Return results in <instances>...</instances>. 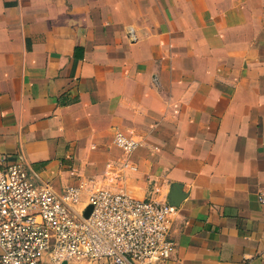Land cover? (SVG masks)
Wrapping results in <instances>:
<instances>
[{"label":"crops","instance_id":"obj_1","mask_svg":"<svg viewBox=\"0 0 264 264\" xmlns=\"http://www.w3.org/2000/svg\"><path fill=\"white\" fill-rule=\"evenodd\" d=\"M0 160L55 190L178 183L167 264H264V3L0 0Z\"/></svg>","mask_w":264,"mask_h":264},{"label":"built area","instance_id":"obj_2","mask_svg":"<svg viewBox=\"0 0 264 264\" xmlns=\"http://www.w3.org/2000/svg\"><path fill=\"white\" fill-rule=\"evenodd\" d=\"M113 143L125 156L122 169L135 170L128 156L140 139L116 131ZM256 200L264 204V188ZM175 209L84 181L55 190L28 163L0 160V264H167Z\"/></svg>","mask_w":264,"mask_h":264},{"label":"rangeland","instance_id":"obj_3","mask_svg":"<svg viewBox=\"0 0 264 264\" xmlns=\"http://www.w3.org/2000/svg\"><path fill=\"white\" fill-rule=\"evenodd\" d=\"M251 1L254 2V3H264V0H251ZM129 174H132V173L131 172L128 173L127 176H129ZM91 178L92 179H90V181L88 183V184H91V185L103 186V187H112V188H120V189H124V190L128 189L126 187V183H124L122 180H120L121 182H118L119 180L117 182H114V179L112 181H110L107 176L101 175V172L96 173L95 175L91 176ZM146 180L145 181L144 180H137L135 182L129 183V185H127V186L129 188L133 189L135 192L142 191L143 189H145L147 187L149 189H152L151 187L152 186L154 187V185H153L154 183L153 184L150 183L148 175H146ZM157 194L159 195L160 192H158ZM69 264H76V261L75 260H71V261H69Z\"/></svg>","mask_w":264,"mask_h":264},{"label":"water","instance_id":"obj_4","mask_svg":"<svg viewBox=\"0 0 264 264\" xmlns=\"http://www.w3.org/2000/svg\"><path fill=\"white\" fill-rule=\"evenodd\" d=\"M185 197L184 192L181 190V186L178 183H173L169 191L166 195V202L170 205H173L174 207H178L182 199ZM91 210V205H87V207L84 210V216L87 217L89 215V212ZM62 264H66V262H63Z\"/></svg>","mask_w":264,"mask_h":264}]
</instances>
